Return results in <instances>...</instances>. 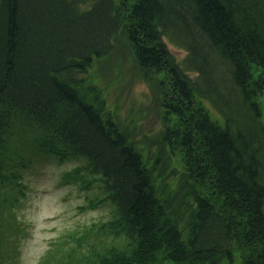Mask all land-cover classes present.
<instances>
[{
    "label": "trees",
    "instance_id": "16d2710c",
    "mask_svg": "<svg viewBox=\"0 0 264 264\" xmlns=\"http://www.w3.org/2000/svg\"><path fill=\"white\" fill-rule=\"evenodd\" d=\"M122 34L159 80L163 126L147 147L86 89ZM262 96L264 0H0V152L18 122L38 128L52 153L87 160L83 183L105 194L91 205H113L79 237L90 247L69 233L38 264H264ZM1 160L0 188L15 179ZM12 244L0 231V264Z\"/></svg>",
    "mask_w": 264,
    "mask_h": 264
},
{
    "label": "rangeland",
    "instance_id": "374dc122",
    "mask_svg": "<svg viewBox=\"0 0 264 264\" xmlns=\"http://www.w3.org/2000/svg\"><path fill=\"white\" fill-rule=\"evenodd\" d=\"M169 49L178 60L186 55L185 50L174 44H169ZM89 70L86 89L90 85L95 93H101L120 127L147 147L144 140L156 137L163 126L162 94L158 78L148 80L138 65L128 36L119 35L113 51L96 58ZM261 99L264 103V96ZM202 103L216 115L209 102ZM22 123L8 131L5 153L2 155V149L0 152L2 170L9 178L15 173V179L2 183L0 188L2 194L14 198V204L0 205V231L13 243L1 250L8 254L1 264H38L52 241L69 233L79 239L89 227L96 225L97 230L112 218L113 205L109 201L91 205L92 199L100 196L103 200L105 194L97 188L99 182L91 189L84 184L83 178L86 182L90 180L85 169L87 160L52 153L46 148L44 133ZM78 169L82 171L76 176ZM103 230L106 234L110 232ZM99 234L101 237L102 231ZM74 237L68 239L65 247L76 245ZM80 241L82 246L90 247L94 239L85 236ZM111 241L112 235L106 244Z\"/></svg>",
    "mask_w": 264,
    "mask_h": 264
}]
</instances>
